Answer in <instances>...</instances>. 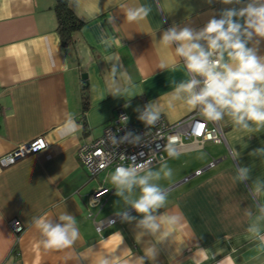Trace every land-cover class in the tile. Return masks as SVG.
Wrapping results in <instances>:
<instances>
[{
	"label": "crops",
	"instance_id": "crops-1",
	"mask_svg": "<svg viewBox=\"0 0 264 264\" xmlns=\"http://www.w3.org/2000/svg\"><path fill=\"white\" fill-rule=\"evenodd\" d=\"M53 4L0 0V155L40 134L48 141L0 166V264H264V122L237 123L219 107L221 118L212 120L204 106L190 105L189 93L177 89L201 74L177 54L181 42H163L172 28L195 36L226 12L264 0H69L83 22L70 46L60 41ZM141 8L147 15L129 19ZM248 19L232 17L246 49L264 64V36L248 28ZM193 42L209 47L206 38ZM219 51L222 72L225 64L235 69L232 50ZM198 108L223 140L183 138L160 162L135 173L130 190L114 185L111 168L90 178L77 154L119 111L133 122L146 111L175 122ZM145 177L165 197L147 214L133 207ZM102 180L113 190L92 204ZM61 216L72 217L77 236L67 247L50 248L37 221L70 223ZM12 219L24 226L18 235Z\"/></svg>",
	"mask_w": 264,
	"mask_h": 264
},
{
	"label": "clouds",
	"instance_id": "clouds-1",
	"mask_svg": "<svg viewBox=\"0 0 264 264\" xmlns=\"http://www.w3.org/2000/svg\"><path fill=\"white\" fill-rule=\"evenodd\" d=\"M230 2V0H225ZM147 9H138L135 12H129V19H136L142 12L147 15ZM247 15L248 28L264 36V6L253 7L249 5L246 9L237 13L228 11L225 18L211 20L203 32L194 36L190 29L177 31L170 29L163 35V42L170 44L173 41L181 42L176 52L186 58L187 67L190 71L199 73L206 77L205 87L199 93L194 92V86L197 81L193 80L187 84H181L177 92L183 90L189 93L188 103L192 106L197 104L204 105L205 115L212 120L221 118L220 109L227 108L235 117L237 123H243L245 119L264 122V89L257 86L260 82L264 84V64H261L250 49H246L245 44L237 35L240 32L241 25L235 23L232 17L235 15ZM226 26V27H225ZM201 38L208 39V43L213 50L231 49L229 56L237 62L235 69L228 65H223L225 71L217 70L219 61H210L211 52H206L198 43L193 42ZM223 42V43H221ZM211 98V99H209ZM158 118V114L146 111L141 116L151 124ZM134 169L119 167L112 176V181L118 186L131 189L135 183ZM139 184L142 185L143 195L133 203V207L140 213H149L150 209L160 207L165 197L160 190L148 183V178H141ZM120 194V193H118ZM62 220L70 223L60 226H52L43 220L37 221L47 237L46 245L50 248H61L71 245L77 236V232L72 228L74 220L70 216H61ZM152 216H146V221H151ZM153 230L158 226L149 225Z\"/></svg>",
	"mask_w": 264,
	"mask_h": 264
},
{
	"label": "built area",
	"instance_id": "built-area-1",
	"mask_svg": "<svg viewBox=\"0 0 264 264\" xmlns=\"http://www.w3.org/2000/svg\"><path fill=\"white\" fill-rule=\"evenodd\" d=\"M206 52L212 53L210 61H219L217 70L222 72L220 51L209 46ZM205 79L206 77L201 75L200 80H197L198 92L205 87ZM144 114L145 112L142 115ZM183 138L200 143L205 140L221 142L223 133L215 123H208L200 108L175 122H168L162 115H158L151 124L142 119L140 122L130 121L123 111H119L116 118L105 124L100 136L79 145L77 154L90 178L98 177L106 168H111L113 175L119 167L134 169L137 173L160 162L164 158L163 151L169 148L177 149ZM47 144L43 134L16 144L0 155V166L14 164L24 156L44 149ZM103 182L102 180L93 190L92 204H97L101 196L107 198L112 192L113 186H106ZM115 219V216H110L106 221L112 223ZM9 224L17 235L24 229L17 219L10 220Z\"/></svg>",
	"mask_w": 264,
	"mask_h": 264
},
{
	"label": "trees",
	"instance_id": "trees-1",
	"mask_svg": "<svg viewBox=\"0 0 264 264\" xmlns=\"http://www.w3.org/2000/svg\"><path fill=\"white\" fill-rule=\"evenodd\" d=\"M53 9L56 16V31L63 46H70L74 43V34L78 32L83 22L74 14L69 6V0H54ZM82 95V113L88 105L87 81L81 80Z\"/></svg>",
	"mask_w": 264,
	"mask_h": 264
},
{
	"label": "water",
	"instance_id": "water-1",
	"mask_svg": "<svg viewBox=\"0 0 264 264\" xmlns=\"http://www.w3.org/2000/svg\"><path fill=\"white\" fill-rule=\"evenodd\" d=\"M81 77H82V79L85 78V73H82Z\"/></svg>",
	"mask_w": 264,
	"mask_h": 264
},
{
	"label": "rangeland",
	"instance_id": "rangeland-1",
	"mask_svg": "<svg viewBox=\"0 0 264 264\" xmlns=\"http://www.w3.org/2000/svg\"><path fill=\"white\" fill-rule=\"evenodd\" d=\"M107 181H109V179H107Z\"/></svg>",
	"mask_w": 264,
	"mask_h": 264
}]
</instances>
